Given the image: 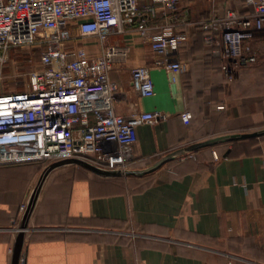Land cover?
<instances>
[{
  "label": "crops",
  "instance_id": "crops-1",
  "mask_svg": "<svg viewBox=\"0 0 264 264\" xmlns=\"http://www.w3.org/2000/svg\"><path fill=\"white\" fill-rule=\"evenodd\" d=\"M148 2L150 0H141ZM152 4V2H151ZM246 0H178V11L157 9L153 31L175 26L183 13L189 33L184 69L172 81L139 32L128 65L111 72L140 111L163 118L138 127L136 166L227 132L264 127V28L251 39L253 62L233 78L222 71L219 39L207 41L201 21ZM183 10V12H182ZM98 53L99 43L87 46ZM151 66L155 94L132 91L130 68ZM121 111L128 109L120 105ZM190 112L186 123L182 113ZM229 150V153H225ZM36 161L0 165V264H12L23 216L45 168ZM25 205V207H23ZM24 264H264V136L206 147L143 177H107L74 163L46 177L25 229Z\"/></svg>",
  "mask_w": 264,
  "mask_h": 264
},
{
  "label": "built area",
  "instance_id": "built-area-1",
  "mask_svg": "<svg viewBox=\"0 0 264 264\" xmlns=\"http://www.w3.org/2000/svg\"><path fill=\"white\" fill-rule=\"evenodd\" d=\"M150 1L0 0V68L2 51L11 46L37 45L42 64L31 72L29 88L20 92H5L0 74V165H48L66 158L107 169L136 165L132 147L138 127L164 115L140 111L112 79L113 70L128 65L132 42L111 38L139 32L156 55L155 66L163 67L172 81L184 69L180 52L189 39L178 28L189 22L185 13L175 26L153 31L149 25L157 9L178 11V0ZM246 4L249 11L225 6L200 23L207 41L219 39L225 60L221 68L229 78L255 60L250 42L264 28V0ZM95 43L100 45L96 54L87 47ZM130 73L132 91L142 97L155 94L151 66L135 64ZM123 104L126 111L119 109ZM182 118L190 123L192 114L186 111Z\"/></svg>",
  "mask_w": 264,
  "mask_h": 264
},
{
  "label": "water",
  "instance_id": "water-1",
  "mask_svg": "<svg viewBox=\"0 0 264 264\" xmlns=\"http://www.w3.org/2000/svg\"><path fill=\"white\" fill-rule=\"evenodd\" d=\"M264 136V127L259 128L253 131H237V132H227L220 135L211 136L209 138L190 143L188 145L176 148L167 154H165L163 157H161L159 160L154 162L153 164L141 167V168H114V169H107L103 167H99L95 164H92L90 162H87L80 158H66L61 159L58 161H54L52 163H49L45 166L43 169L39 180L37 182L36 187L34 188L32 195L30 197V201L26 207L23 221L21 225V230L19 233V236L16 241V245L14 248L13 253V261L12 264H20L21 258H22V249H23V243H24V234L25 229L28 227L29 219L32 215V212L35 208V205L37 203V199L39 196V193L41 191V188L43 186V183L46 179V177L49 175V173L57 166L62 164H68V163H74L79 166H82L91 172L101 175V176H107V177H120V176H133V177H141L146 176L151 173H154L155 171L159 170L161 167L166 165L168 162L173 161L175 159H178L186 154L198 151L200 149L206 148V147H212L219 144H225V143H233L245 139L250 138H256ZM229 153V150L225 153L227 155Z\"/></svg>",
  "mask_w": 264,
  "mask_h": 264
},
{
  "label": "rangeland",
  "instance_id": "rangeland-1",
  "mask_svg": "<svg viewBox=\"0 0 264 264\" xmlns=\"http://www.w3.org/2000/svg\"><path fill=\"white\" fill-rule=\"evenodd\" d=\"M40 50L37 45H24L11 46L2 51L0 74L5 92H20L29 88L31 72L42 67ZM132 167L139 168L136 165Z\"/></svg>",
  "mask_w": 264,
  "mask_h": 264
},
{
  "label": "trees",
  "instance_id": "trees-1",
  "mask_svg": "<svg viewBox=\"0 0 264 264\" xmlns=\"http://www.w3.org/2000/svg\"><path fill=\"white\" fill-rule=\"evenodd\" d=\"M239 10V9H238ZM203 33H204V31H203ZM254 130H256V129H254ZM253 131V130H252ZM262 137V136H261ZM250 139H253V138H250ZM245 140H248V139H245ZM241 141H244V140H241ZM36 162H39V163H41V164H43L44 165V163L42 162V161H36ZM171 162V161H170ZM141 177H143V176H141Z\"/></svg>",
  "mask_w": 264,
  "mask_h": 264
}]
</instances>
